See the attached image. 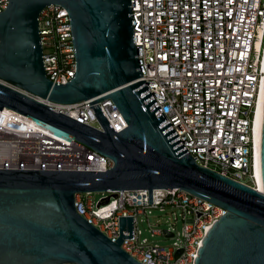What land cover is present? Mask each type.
<instances>
[{
	"label": "water",
	"instance_id": "obj_1",
	"mask_svg": "<svg viewBox=\"0 0 264 264\" xmlns=\"http://www.w3.org/2000/svg\"><path fill=\"white\" fill-rule=\"evenodd\" d=\"M49 4L69 14L76 71L63 84L46 77L42 61L38 15ZM132 34L130 0H8L0 12V109L114 162L106 171L0 169V264H143L121 248L133 238L132 216L119 217L111 241L77 213L74 195L148 189L152 203L154 188H179L226 209L194 264H264V101L262 190H255L195 162L144 81ZM20 89L54 103L85 100L103 131ZM107 98L127 123L118 132L96 103Z\"/></svg>",
	"mask_w": 264,
	"mask_h": 264
},
{
	"label": "built area",
	"instance_id": "obj_2",
	"mask_svg": "<svg viewBox=\"0 0 264 264\" xmlns=\"http://www.w3.org/2000/svg\"><path fill=\"white\" fill-rule=\"evenodd\" d=\"M8 0H0V12ZM133 41L144 81L195 162L258 190L253 124L264 71V0H130ZM46 77L67 83L76 71L69 14L59 4L38 15ZM21 90V89H20ZM99 131L103 127L85 100L60 104L21 90ZM116 131L127 126L112 101L96 102ZM196 157V158H195ZM113 160L75 139H65L8 107L0 109V169L106 171ZM96 203L82 193L74 205L111 241L119 217L132 216L133 238L121 248L143 264H194L202 239L226 209L179 188L109 190ZM109 197L106 203H103ZM153 210L176 223L150 236L174 238L171 247L142 236L140 215Z\"/></svg>",
	"mask_w": 264,
	"mask_h": 264
},
{
	"label": "rangeland",
	"instance_id": "obj_3",
	"mask_svg": "<svg viewBox=\"0 0 264 264\" xmlns=\"http://www.w3.org/2000/svg\"><path fill=\"white\" fill-rule=\"evenodd\" d=\"M108 192L106 191H92V192H82V195L86 197L87 195L92 199L94 203H96L101 197L107 195ZM139 218H143V221L139 222V227L142 230V236L141 237H146L149 242H156L160 245L168 246L171 247L173 245L174 241H178L179 237L176 235L174 238H168L163 235H156L151 237L150 233L148 232V226H147V221L151 224L153 228H165L168 223H174L176 231L181 230V221L178 220L176 223L173 220V215L170 213L165 214L158 212L157 210H153L151 214L147 215H140Z\"/></svg>",
	"mask_w": 264,
	"mask_h": 264
},
{
	"label": "bare ground",
	"instance_id": "obj_4",
	"mask_svg": "<svg viewBox=\"0 0 264 264\" xmlns=\"http://www.w3.org/2000/svg\"><path fill=\"white\" fill-rule=\"evenodd\" d=\"M262 69L264 71V49L262 57ZM263 101H264V76L262 78L261 89L259 93V99L254 117L253 132L255 142V173L256 183L258 190H262V178H261V167H260V140H261V126H262V115H263Z\"/></svg>",
	"mask_w": 264,
	"mask_h": 264
}]
</instances>
